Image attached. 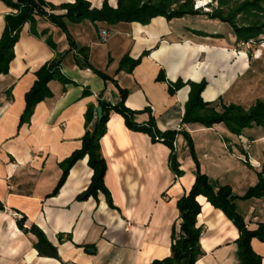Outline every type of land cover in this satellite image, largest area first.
Returning a JSON list of instances; mask_svg holds the SVG:
<instances>
[{"label":"crops","instance_id":"obj_1","mask_svg":"<svg viewBox=\"0 0 264 264\" xmlns=\"http://www.w3.org/2000/svg\"><path fill=\"white\" fill-rule=\"evenodd\" d=\"M46 1L59 6L75 0ZM86 1L100 9L105 0ZM118 1L108 0L112 7ZM14 12L0 0V39L6 15ZM65 23L77 48L88 49L90 65L110 80L80 67L76 52H68L64 31L47 19L37 17L34 25L24 26L9 72L0 76V264H150L170 257L172 230L180 225L177 202L191 191L197 176L187 135L200 151V171L214 189L230 186L234 195L243 197L259 183L264 167V127L245 129L238 136L224 124H183L191 89L187 85L172 95L169 82H206L202 98L218 112L230 105L249 110L258 101L264 103V43L249 54L232 45H216L209 36L203 41L182 38L165 17L148 25ZM32 29L48 33L37 37ZM49 36L57 51L47 44ZM58 53L64 55L61 73L70 82L51 81L52 97L21 124L36 73ZM125 56L141 58L131 73L119 70ZM162 71L167 81L158 80ZM119 88L127 93L126 107L138 113L137 123L154 119L162 132L179 131L175 147L183 175L172 172L166 145L130 130L125 119L113 113L100 141L111 205L104 194L84 198L93 175L87 157L71 168L52 195L63 173L61 164L82 147L88 109H94L93 129L99 101L118 103ZM197 201L204 256L196 264H242L238 228L204 196ZM236 207L249 230L264 224V197L238 199ZM32 225L57 247L59 259L39 255L37 237L28 231ZM251 245L264 264V243L254 238Z\"/></svg>","mask_w":264,"mask_h":264},{"label":"trees","instance_id":"obj_2","mask_svg":"<svg viewBox=\"0 0 264 264\" xmlns=\"http://www.w3.org/2000/svg\"><path fill=\"white\" fill-rule=\"evenodd\" d=\"M8 8L15 11L5 17V29L0 39V76L9 72L10 64L15 58L14 48L20 38V34L26 24L34 25L37 17L47 19L53 25L61 28L69 41L70 51L76 52V63L83 68L93 69L105 81L110 78L95 70L89 63L88 49H78L76 43L68 33L65 19L72 23H81L89 20L92 23L105 22L109 25L119 23H140L148 25L154 18L165 17L168 20L184 18L188 15L202 14L201 11L194 10L196 0H119L116 7H112L108 0H105L100 9L93 8L91 3L86 0H75L73 3H64L59 6L52 5L46 0H1ZM223 5V0H221ZM175 6V8H173ZM56 11L64 13L57 14ZM238 14H246L252 17L250 23L239 25L235 22ZM211 18H220L232 24L236 45L240 43H264V0H247L235 13L229 12L225 16L221 9L212 13H205ZM48 32L39 34L32 29V34L41 37ZM200 34H202L200 32ZM208 37V35H205ZM47 44L55 51L57 46L49 36ZM148 53H144V56ZM63 54L58 53L57 57L44 65L37 73V80L26 95V108L21 117V124L30 121L36 106L47 98L52 97L49 88L51 81L57 80L63 83L70 81L61 73V63ZM141 58L134 60L130 56H125L119 70L129 73L140 64ZM159 81H167L165 73L162 71L158 77ZM190 86L189 100L185 106V113L182 123L197 124L201 127L212 128L218 124H224L231 133L240 136L243 130L255 126L264 127V103L258 101L249 110L240 106L230 105L223 107L222 112H218L210 103H206L202 98V93L206 87V82L196 84L193 82L184 83L179 80L176 83L169 82V91L172 95L176 94L184 86ZM121 100L112 104L110 102L99 101L98 108H102V119L90 129L93 121L94 109L89 108L86 113L87 132L82 140V147L75 151L62 164V176L53 191L56 195L64 185L71 168L84 158H88V165L93 171L90 185L84 194L93 196L96 199L99 194H104L111 200L104 178L107 171V163L101 152L100 141L107 132V123L113 113L120 114L126 126L135 132L148 134L154 143H163L170 149L169 165L176 177H181L183 172L176 155L175 142L179 131L162 132L158 129L154 119H150L145 124L135 121L138 114L126 107V91L119 88ZM190 154L197 166L196 181L188 194H185L177 202L180 213L179 230L173 227L171 256L163 260H154L150 264H196L204 256L201 249L200 239L204 231L203 227L198 226V216L201 213V205L197 198L204 196L208 202L216 209L221 210L238 228L240 237L237 241L238 254L242 264H261V258L252 249L251 241L256 238L264 243V224H260L256 230H249L244 217L239 214L236 207V200H249L252 198L264 197V167L259 174V183L250 188L243 197L233 194L230 186H222L214 189L209 178L203 174L199 168V162L195 155L193 140L187 135ZM23 221V218L21 219ZM28 231L37 237L35 249L40 256L59 259L58 249L47 238L46 234L36 225H32Z\"/></svg>","mask_w":264,"mask_h":264},{"label":"rangeland","instance_id":"obj_3","mask_svg":"<svg viewBox=\"0 0 264 264\" xmlns=\"http://www.w3.org/2000/svg\"><path fill=\"white\" fill-rule=\"evenodd\" d=\"M246 1L247 0H223V5H221V0H196L194 10H196V6L199 7L204 5L205 2L209 3V6L201 7L198 10L201 11L202 14L188 15L184 18L173 19L172 26L178 33V36L182 38H192L196 41H203L205 35H208L216 45H223L226 47L232 45L233 47L231 48H237L235 31L232 24L228 21H223L220 18H211L209 15H205V13H212L221 9L225 16H227L229 12L234 14L235 11ZM173 8H175V6ZM251 20L252 17L246 14H238L235 18V22L239 25L250 23ZM262 38H264V35H262ZM261 45L262 43L254 44L251 49L247 50L248 53L253 54V50H257ZM245 49L246 48H244V50ZM187 145L188 150L190 151L189 144ZM193 145L195 155L198 158L200 151L196 149L195 142H193Z\"/></svg>","mask_w":264,"mask_h":264},{"label":"built area","instance_id":"obj_4","mask_svg":"<svg viewBox=\"0 0 264 264\" xmlns=\"http://www.w3.org/2000/svg\"><path fill=\"white\" fill-rule=\"evenodd\" d=\"M207 6H209V3L205 2L204 5H201L199 7L196 6V10H199L201 7L203 8V7H207ZM253 45H254V43H252V42H250V43H240V44L237 45V48L235 49V51L244 50V48H246L245 50L247 51V50L251 49ZM14 215L17 218H20V219L22 218L21 215H19V214H14Z\"/></svg>","mask_w":264,"mask_h":264},{"label":"water","instance_id":"obj_5","mask_svg":"<svg viewBox=\"0 0 264 264\" xmlns=\"http://www.w3.org/2000/svg\"><path fill=\"white\" fill-rule=\"evenodd\" d=\"M97 112H98V120L100 121L102 119V116H103L102 108H98ZM86 197H87V195L84 198H86ZM109 204L111 205V200H109Z\"/></svg>","mask_w":264,"mask_h":264}]
</instances>
